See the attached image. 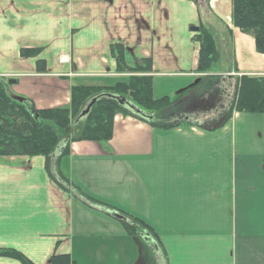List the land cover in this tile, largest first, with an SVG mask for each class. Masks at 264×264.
I'll use <instances>...</instances> for the list:
<instances>
[{"label":"crops","instance_id":"crops-1","mask_svg":"<svg viewBox=\"0 0 264 264\" xmlns=\"http://www.w3.org/2000/svg\"><path fill=\"white\" fill-rule=\"evenodd\" d=\"M207 9L203 20L189 0H0V80L37 111L65 108L72 87L125 80L110 56L118 43L129 68L151 59L154 100L187 108L205 77L190 32L202 25L225 53L230 46L231 60L208 76L231 99L240 77H264V55L231 26L230 0ZM34 48L44 74L19 55ZM187 120L193 125L164 130L116 115L105 146L72 142L60 159L0 157V249L32 264L55 254L75 264H264V115L234 113L219 129ZM56 169L80 194L147 226L150 242L61 189L50 177ZM139 242L153 246L144 258Z\"/></svg>","mask_w":264,"mask_h":264},{"label":"trees","instance_id":"trees-1","mask_svg":"<svg viewBox=\"0 0 264 264\" xmlns=\"http://www.w3.org/2000/svg\"><path fill=\"white\" fill-rule=\"evenodd\" d=\"M189 1L196 5L201 19L204 20L206 15L210 14L207 9L209 0ZM230 1L232 26L251 37L256 53L264 55V0ZM211 30L209 26L200 25L199 33L194 34L192 38L199 47L196 73L205 77L213 71L215 65L220 63L222 67L224 62L231 60L230 46L225 53L226 49L221 48L215 33L213 34ZM109 50L116 72L128 75L125 80L111 87H72L70 105L65 108L37 111L28 100L12 99L7 94L6 84L0 80V157L50 159L58 153L60 159L68 154L69 144L72 142L89 141L105 146L111 139L113 118L116 115L131 117L152 128L164 130L193 125L187 118L180 117L171 99H153L151 59H142L139 66L129 68L126 51L121 44H112ZM40 53L39 48L21 49L19 55L21 58L36 59V72L44 74L46 64L38 58ZM212 80L216 79L211 76L206 81L208 83ZM212 85L213 83H210L209 86ZM93 100L95 101L88 113L78 121ZM172 109L176 112L174 122L169 111ZM234 113L264 115V77L243 76L238 79L229 112L218 125V129L227 123ZM167 120L171 123H165ZM50 177L64 191L74 189L73 191H76L84 204L90 208L107 213L113 212L107 206L80 194L61 177L58 169L50 174ZM119 215L129 236L136 237L137 232L142 231L150 242L149 237L153 233L147 226L129 216ZM155 240L157 241L156 237ZM151 247L152 244L149 247L147 244L145 246L141 244L140 251L144 252V249L148 250ZM0 257L13 259L20 264H32L15 250L0 249ZM49 263L75 264L68 255L56 254L49 259Z\"/></svg>","mask_w":264,"mask_h":264},{"label":"rangeland","instance_id":"rangeland-1","mask_svg":"<svg viewBox=\"0 0 264 264\" xmlns=\"http://www.w3.org/2000/svg\"><path fill=\"white\" fill-rule=\"evenodd\" d=\"M213 70L217 72L221 71L222 68L220 63L215 65ZM209 77L211 76L204 77L201 80L202 86L198 88V90H196L191 97H188L185 100V102L188 104L187 108L177 107L176 112L180 114L181 118L186 119L187 117V119H190V121L199 122H201L202 120V125L215 126L219 125L226 117L229 112L230 105L233 101L235 91L232 92L231 99L228 98L225 90L226 85L218 84L219 80L217 79L208 81L207 83L206 80ZM210 83H213V85L209 86ZM207 94L209 95L208 97ZM169 111L170 115H172L171 119H173L174 122V115L176 114V112L173 109ZM201 111H203V114H199V112ZM169 122L171 123V121ZM169 122L167 120L165 123Z\"/></svg>","mask_w":264,"mask_h":264},{"label":"water","instance_id":"water-1","mask_svg":"<svg viewBox=\"0 0 264 264\" xmlns=\"http://www.w3.org/2000/svg\"><path fill=\"white\" fill-rule=\"evenodd\" d=\"M190 32H192V33H198V32H199V28L193 27V28L190 29ZM7 83H8L9 85H13V84H15V81H13V80H9ZM94 101H95V100H93V101L88 105L87 109L81 114L80 118H81V117H84V116L88 113V111H89L91 105L94 103ZM122 104H123V103H122ZM111 216L114 217V218H116V219H119V220L122 219L121 216H119V215H118L117 213H115V212L111 213Z\"/></svg>","mask_w":264,"mask_h":264},{"label":"built area","instance_id":"built-area-1","mask_svg":"<svg viewBox=\"0 0 264 264\" xmlns=\"http://www.w3.org/2000/svg\"><path fill=\"white\" fill-rule=\"evenodd\" d=\"M61 63L67 62V58L65 56L61 57L59 60Z\"/></svg>","mask_w":264,"mask_h":264},{"label":"flooded vegetation","instance_id":"flooded-vegetation-1","mask_svg":"<svg viewBox=\"0 0 264 264\" xmlns=\"http://www.w3.org/2000/svg\"><path fill=\"white\" fill-rule=\"evenodd\" d=\"M147 259H148V257H147Z\"/></svg>","mask_w":264,"mask_h":264}]
</instances>
